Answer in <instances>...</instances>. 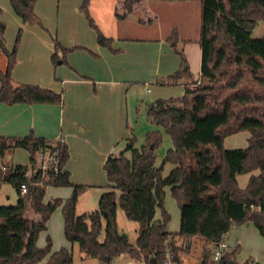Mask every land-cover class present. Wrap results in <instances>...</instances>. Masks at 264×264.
Segmentation results:
<instances>
[{"label": "trees", "instance_id": "16d2710c", "mask_svg": "<svg viewBox=\"0 0 264 264\" xmlns=\"http://www.w3.org/2000/svg\"><path fill=\"white\" fill-rule=\"evenodd\" d=\"M140 0H122L124 12L115 13L119 20L132 12ZM36 0H9L14 14L22 24L39 25L34 13ZM90 0H83L79 9L96 34L97 44L111 48L112 38L99 30L89 12ZM1 13V9H0ZM264 20V0H200L199 83L184 85V93L176 99L155 100L147 105L151 124L169 136L172 148L156 166L155 150L161 143L158 130L147 133L145 142L135 147V138L126 139L125 149L110 154L103 169L110 189L103 193L98 209L82 215L75 206L82 185L70 182L64 166L69 159L64 142H50L32 133L26 137L0 136V159L12 149L29 153V166H13L0 182L13 186L17 193L15 206H0V264H71V254L64 248L52 252L51 239L36 245L38 235L47 230L51 214L61 207L63 235L77 244L84 256L96 258L100 264H111L121 254L144 264H162L169 247L177 264L192 239L218 240L231 228L250 222L264 239V36L251 38L254 25ZM5 25L0 22V56L6 57V67L0 71V103L60 105L62 94L30 84H14L11 72L16 64L20 32L14 47L8 51L4 42ZM168 41L177 40L174 29ZM54 40L52 61H64L66 52ZM58 52H60L58 54ZM182 64L183 53L175 51ZM189 77L180 69L161 84H178ZM249 133L247 146L225 149L223 140L237 132ZM39 151L55 161L54 166L41 171L37 164ZM129 153V157L125 156ZM173 168L161 176L164 165ZM251 175L244 188L237 176ZM1 172V171H0ZM26 185L21 195L19 187ZM46 187H69L71 195L65 201L53 198L44 202ZM169 187L179 206V229L166 232L169 215L162 206L163 188ZM120 207L127 219L138 224L134 245L120 236L116 225V209ZM161 209V217L155 212ZM31 211L37 218L29 219ZM104 233L103 241L98 240ZM176 239L182 240L181 246ZM186 244V249L183 248ZM238 246L228 258L235 260ZM209 252L202 253L205 264Z\"/></svg>", "mask_w": 264, "mask_h": 264}, {"label": "rangeland", "instance_id": "374dc122", "mask_svg": "<svg viewBox=\"0 0 264 264\" xmlns=\"http://www.w3.org/2000/svg\"><path fill=\"white\" fill-rule=\"evenodd\" d=\"M82 1L83 0H81V3ZM121 1L122 0H120V3ZM47 3V0H36L34 5L35 15L37 16L35 12L36 5L41 4L43 9L46 10L43 14V19L37 16L40 22L39 25H28L22 24L21 20L14 14L9 4V0H0V18L6 27V49H8V51L14 47L19 29L21 32L17 51L20 45L22 34L26 28L39 27L43 30L48 29V35L51 38H55L57 40L56 36L58 34V30L60 31L62 29V22L59 21L57 5L56 7L54 6L50 11L49 7H47ZM140 4L142 5L140 6ZM136 6L138 7V11L136 14L130 16V20H128L125 24L126 28L115 30L113 34L118 35V37L159 35L167 36L170 35L172 30L175 29L177 31V40L168 42L166 45L171 53L176 55L179 59L178 70L187 69L189 77L184 80L185 85L189 87H194L197 85L199 83L198 73L200 66V53L198 45L200 34V0H140L139 3L133 6L132 12ZM138 16L142 18L144 22L143 26L140 25L142 20H139L140 22L137 20ZM98 20L101 22V29L104 34H106L105 36H108V34H110L109 23L112 21L111 17L105 13H102ZM150 23L153 24L149 25ZM261 36H264V20L258 21L250 32L251 38H259ZM175 51H181L183 53V57L185 59L183 64ZM59 53L60 52H58V54ZM27 54V58H29L28 50ZM146 56L148 62L146 67L143 66V71L144 69L147 71V76L143 75L139 77L140 79H138L137 83L133 81L134 83L128 85L127 88H122L119 92V95L111 94L112 90L117 92V88L113 89V87H109L110 93H106L102 99H105L106 97L109 103L116 102L117 105L119 104L121 106V109L124 108L122 120L123 135L113 147V156H118L125 149V140L128 137H132L133 135L135 138V147L139 148L145 142V137L148 132L158 130L162 134V140L158 148L155 150V156L156 166L160 167L161 161L164 158L166 152L172 148V142L167 134L149 122L147 118V105L159 99L167 100L181 97L184 93V86L182 85L183 80L180 81L182 84H161L162 81H166V77H153V74L158 69V67L161 69L163 65L161 59L160 63L157 64L156 58L158 56V49L156 45H148ZM57 61H51L52 73L50 77L52 81L61 85L58 80H55V63H57ZM25 62H27V59ZM25 62L21 63L20 65L23 66ZM122 64L116 62L115 68H117V70L120 68L123 69V66H121ZM29 65L31 66V63H29ZM123 70L125 71V69ZM126 71H128V69ZM132 71L136 72L135 67L132 68ZM55 92L63 94L61 87ZM94 99L96 104L87 105L88 107L95 105V108H98L97 116L100 121V125L96 127L97 132L95 134H88V138L91 140V144L93 143L98 145L100 143L99 141L103 139L102 134L100 133H103L104 135L105 124L103 121L105 120L107 113L105 110L101 109V95L95 96ZM62 105L63 99L61 106ZM109 116H111L110 113ZM63 117L65 118V121L68 119L67 112H65V116ZM79 130L80 127H76V132ZM99 134L101 137L100 139ZM248 138L249 133L246 131L234 133L224 138L223 147L225 149L245 148L247 146ZM88 151L90 152L89 148H84L83 153L86 154V156H75V158H79L83 163L80 162L81 164H78V161L77 163L75 161L73 162L75 163V166H87L88 171L83 169L76 170V172L70 177L72 184L84 186V189L77 198L75 206V214L78 216L84 213L96 211L98 209L99 198L103 193L115 191V193L119 195L117 190H114L113 188L110 189L106 186L108 182L106 173L103 169L104 161H98V158L93 155H89ZM125 156L129 157V153H125ZM16 165L29 166V153L26 150L12 149L6 151L3 157L0 159V166L6 167L5 171L0 170L1 175H7L10 169ZM172 168L173 166L170 164L164 165L161 176L166 177ZM256 174L257 172L254 171L247 175L237 176L236 180L238 186L240 188H244L249 177ZM45 191L46 194L44 197V202H48L53 198H61L63 201H65L71 195L72 189L69 187H51L47 188ZM17 199V193L13 186L6 182H0V206H15ZM162 206L165 212L169 215L166 232L169 234H176L179 229V206L177 201L171 196L169 187L163 188ZM25 215L29 219L37 218V215L33 214L30 210L27 211ZM160 217L161 209L158 208L155 212V219H159ZM116 225L120 236H124L128 243L134 245L137 236L136 231L138 229V224L127 219L119 206L116 209ZM46 227L47 230L45 232H41L38 235L36 241L37 247H44L46 244V237L48 236L51 239L52 249L54 251H59L61 248H64L71 254V264H100L96 258L87 257L80 253L77 244H71L66 241L63 235V217L61 207L57 208L51 214L49 220L47 221ZM103 237L104 233L102 229L98 240L102 242ZM227 241L231 249H235L238 246V253L236 257L237 260L244 261L248 258H252L256 262H259V264H264V239L260 236L257 229L250 222H246L231 228L227 234ZM182 243H184L182 240L176 239V244L178 246H181ZM200 245L201 243H198L197 245H193V247L196 246L199 248ZM193 247L186 249V244L183 246V248L186 249L185 254L188 257L192 256L193 253L196 252V250L195 252L192 251ZM182 256L184 255L181 254V257ZM196 262L197 261L195 259V261H192L191 264H196ZM111 264L144 263L141 260H133L129 255L121 254L120 256L114 258Z\"/></svg>", "mask_w": 264, "mask_h": 264}, {"label": "crops", "instance_id": "0c3cea01", "mask_svg": "<svg viewBox=\"0 0 264 264\" xmlns=\"http://www.w3.org/2000/svg\"><path fill=\"white\" fill-rule=\"evenodd\" d=\"M47 1V7H49L50 11L57 5L59 21L62 22V29L58 30L56 36L57 40L48 35V29L43 30L39 27L26 28L16 52V64L11 72V79L14 84L37 85L46 89L50 88L54 92L61 87L63 105L19 104L7 106L0 103V136L26 137L32 133L37 138H43L53 143L63 139L69 155L64 170L68 171L71 177L76 170L83 169L88 171L87 166H75V163H73L78 161V164H81L80 162L82 161L79 158H75V156H86L83 153L84 148H89V155L97 157L98 161H105L112 154L113 147L123 135L122 120L124 108L121 109V106L117 105L116 102L109 103L106 97L102 99L106 93H110L109 87L117 88V92L112 90L111 94L119 95L122 88H127L128 85L134 82L137 83L138 79H140L139 77L147 74L145 69L143 71V66H147L146 54L149 44L157 46V64L160 63V59L163 63L162 68L158 67L153 77L164 78L178 71L179 59L171 53L166 45L169 42L167 39L169 35L118 37V35L113 34L115 30L126 28L125 24L130 20V16L138 11L137 6L134 7L133 12L129 16L119 20L115 17V13L121 15L124 12L122 1L120 3V0H90V15L101 32L103 31L98 18L101 17L102 13L107 14L112 19L109 23L110 34L106 36L111 37L113 40L111 48L115 52H112L108 48L97 44L94 30L89 27L83 13L79 9L81 0ZM45 10L41 4L36 5L35 12L41 19H43ZM137 20H142V18L138 16ZM0 22L4 24L1 18ZM152 24L150 23L149 25ZM140 25H144L143 20ZM5 33L6 27L4 31L6 46ZM103 35L105 36L106 34L103 32ZM54 40L64 49H73L66 52L65 56H62L64 61L58 59L59 61L55 63V80H58L61 85L52 81L50 77L52 73L51 57L54 53ZM27 50L29 58H27ZM26 59L27 62H25ZM24 62L25 64L21 66L20 64ZM116 62L123 63L121 66H123L125 71L121 68L117 70L115 68ZM29 63H31V66ZM5 67L6 57L2 54L0 56V71H4ZM134 67L136 72L132 71ZM127 69L128 71H126ZM182 83L179 81L178 84L184 86L185 81L183 80ZM98 95H101V109L106 111L107 116L103 121L105 124L104 135L100 133L103 139L99 141L98 145L93 143L92 145L88 134L91 135V133L95 134L97 132L96 127L100 125V121L97 116L98 108H95V105L88 107L87 104H96L94 98ZM65 112H67L68 117L66 121L63 117ZM109 113L111 116H109ZM76 127H80L77 132ZM100 134L99 139L101 138ZM198 243H201V240L192 239L190 247ZM192 251L195 253L190 257L183 253L186 258L182 256L181 260L187 264L195 261L199 249L194 246ZM52 252L55 251L52 249Z\"/></svg>", "mask_w": 264, "mask_h": 264}, {"label": "built area", "instance_id": "2783aa9c", "mask_svg": "<svg viewBox=\"0 0 264 264\" xmlns=\"http://www.w3.org/2000/svg\"><path fill=\"white\" fill-rule=\"evenodd\" d=\"M56 142H64V141L63 139H59ZM37 160H38V167L40 168L41 171H45L50 166H54L55 169L56 163L48 154L39 151ZM0 170L5 171L6 167L0 166ZM19 192L21 195H24L26 193L25 184L20 185ZM199 240H201V245L198 248L199 253H197L198 255L196 258L197 260L196 264H201L202 253L204 250L209 252V257L205 264H259L252 258H248L244 261L243 260L239 261L237 260V258L235 260H231L230 258H228L232 249L228 244L227 235H223L218 240H204V239H199ZM181 262L182 264H187L182 260ZM162 264H177L175 261V255L169 247L165 248Z\"/></svg>", "mask_w": 264, "mask_h": 264}, {"label": "water", "instance_id": "95a60500", "mask_svg": "<svg viewBox=\"0 0 264 264\" xmlns=\"http://www.w3.org/2000/svg\"><path fill=\"white\" fill-rule=\"evenodd\" d=\"M124 237V236H123Z\"/></svg>", "mask_w": 264, "mask_h": 264}]
</instances>
